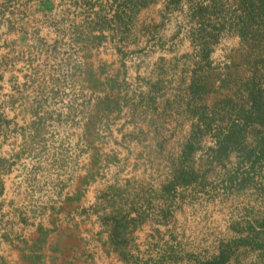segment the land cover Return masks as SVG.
<instances>
[{
  "label": "crops",
  "instance_id": "1",
  "mask_svg": "<svg viewBox=\"0 0 264 264\" xmlns=\"http://www.w3.org/2000/svg\"><path fill=\"white\" fill-rule=\"evenodd\" d=\"M77 2L71 11L84 14H71L68 29L88 35L68 43L64 60L71 87L85 80L86 100H65L70 154L49 148L64 144L41 131L24 136L20 151L0 152V264H200L224 248L226 264H264V218L238 217L236 199L253 179L241 188L239 149L219 150L234 103L247 97L242 79L253 75L249 57L235 55L242 37L224 29L204 58L190 0L182 11L165 0L160 15L159 0L128 13L121 0L110 12ZM172 13L181 20L169 21ZM78 65L94 74L80 78ZM39 94V119L53 114L56 136L62 88ZM254 137L247 132L248 148Z\"/></svg>",
  "mask_w": 264,
  "mask_h": 264
},
{
  "label": "rangeland",
  "instance_id": "2",
  "mask_svg": "<svg viewBox=\"0 0 264 264\" xmlns=\"http://www.w3.org/2000/svg\"><path fill=\"white\" fill-rule=\"evenodd\" d=\"M77 1L0 0V152L20 151L23 146L21 140L24 136H38L39 131H41L42 135L45 138H51L52 142L62 141L64 144L55 146L51 143L49 148L62 147L63 154H70V144L67 143L70 142L71 127L69 119L65 118V104L67 103L65 100L70 99V92L73 94V99L76 98L80 102L86 100L85 80H78L77 84L73 82L71 87L70 80L66 79L69 60H64L69 52L68 43L72 39L74 42L75 40L80 43L86 42L84 40L88 35L86 29H78L75 33L68 29L73 21L71 14L73 15L77 11L75 8L72 12L71 8L78 4ZM117 1L91 0L97 8L105 5L104 9L107 12H110L113 6L115 7ZM158 3L160 15L161 10H166V2L159 0ZM172 5L174 11H182V3H173ZM82 10L74 13L75 16H78L79 22L84 14ZM170 17L169 21H174V23L181 20L179 14L172 13ZM166 30L170 31L171 27L166 28ZM244 42L246 46L243 50L238 48L235 52L238 58H243L244 55L249 56L255 52L248 42ZM83 56L81 49L79 51L73 50V57L81 61L84 59ZM98 56L102 57V54L97 53L96 57ZM58 60H62V62ZM82 67H86V65H78L80 78L94 74V72L87 74ZM234 70L240 72L242 68L236 67ZM96 71H100L97 65ZM51 72L57 73L59 77L57 79L49 77L50 80L46 81V77ZM94 83L97 88H103L101 82L95 81ZM238 83L239 81L234 82V86L237 87ZM54 84H57L60 89L62 88L63 95L56 101L53 98L51 104H54V101L59 103L56 106L63 108L65 113L63 117L61 116V121L64 124L59 131L57 129L56 136H54V125L52 124L54 121L53 114L41 113L43 119L40 120L37 111L39 93L42 89L50 88ZM39 121H42L41 129H38ZM34 126H36V130ZM33 129L35 134H33ZM49 157H45L46 162ZM3 166H6L5 161ZM261 169L254 176L253 185L247 191L243 189L244 192L236 199L240 221H254L255 218H264V169Z\"/></svg>",
  "mask_w": 264,
  "mask_h": 264
},
{
  "label": "trees",
  "instance_id": "3",
  "mask_svg": "<svg viewBox=\"0 0 264 264\" xmlns=\"http://www.w3.org/2000/svg\"><path fill=\"white\" fill-rule=\"evenodd\" d=\"M150 1L124 0L121 8L126 13L129 10L134 12ZM180 1L171 0V3L179 4ZM190 1L192 16L198 22L192 32L194 40L202 45L204 58L210 53V43L218 40L221 31L226 28L238 33L255 50L254 54L248 56L253 75L242 79L240 87L245 90L247 97L234 103V106H238L237 118L223 132L224 139L219 149L221 153L231 148L239 149L238 174L241 178L240 187L243 188L251 178L254 180L261 168L264 169V0H233L231 5H227L228 0ZM251 124H260L261 127L252 129L249 128ZM247 132H253L255 136V143L249 148L245 144ZM257 245L262 244L257 242ZM231 254L229 248H224L218 256L201 261L200 264H226Z\"/></svg>",
  "mask_w": 264,
  "mask_h": 264
}]
</instances>
